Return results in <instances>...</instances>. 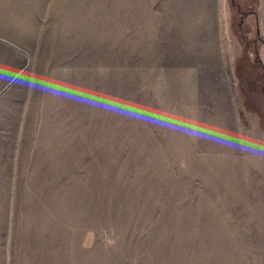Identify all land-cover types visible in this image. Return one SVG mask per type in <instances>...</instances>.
Segmentation results:
<instances>
[{
    "label": "rangeland",
    "instance_id": "obj_1",
    "mask_svg": "<svg viewBox=\"0 0 264 264\" xmlns=\"http://www.w3.org/2000/svg\"><path fill=\"white\" fill-rule=\"evenodd\" d=\"M261 2L0 0V264H264Z\"/></svg>",
    "mask_w": 264,
    "mask_h": 264
},
{
    "label": "water",
    "instance_id": "obj_2",
    "mask_svg": "<svg viewBox=\"0 0 264 264\" xmlns=\"http://www.w3.org/2000/svg\"><path fill=\"white\" fill-rule=\"evenodd\" d=\"M0 41L13 47L14 49L20 51L27 57V63L26 65L19 70L1 89H0V96L8 89L10 88L23 74L24 72L30 67L31 64V55L26 51L25 49L21 48L20 46L16 45L15 43L11 42L10 40L1 37Z\"/></svg>",
    "mask_w": 264,
    "mask_h": 264
},
{
    "label": "crops",
    "instance_id": "obj_3",
    "mask_svg": "<svg viewBox=\"0 0 264 264\" xmlns=\"http://www.w3.org/2000/svg\"><path fill=\"white\" fill-rule=\"evenodd\" d=\"M211 10H212L211 0H208V12H210ZM259 15H260L259 26H260V28L262 30V33L264 34V3H262V2L260 4ZM2 85L3 84L0 81V89H1Z\"/></svg>",
    "mask_w": 264,
    "mask_h": 264
}]
</instances>
